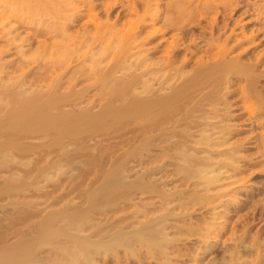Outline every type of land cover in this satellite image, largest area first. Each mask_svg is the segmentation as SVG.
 Here are the masks:
<instances>
[{
  "label": "bare ground",
  "instance_id": "obj_1",
  "mask_svg": "<svg viewBox=\"0 0 264 264\" xmlns=\"http://www.w3.org/2000/svg\"><path fill=\"white\" fill-rule=\"evenodd\" d=\"M23 1H24V3H23L24 6L27 4V6L32 5L35 8L37 7L36 8L37 12L40 11L41 13H42V10H39L40 6H38V5L41 4L42 6L44 5V7H45L46 4L47 5L50 4V3H48L49 0H30V1L34 2L31 5H30L29 0H28L29 4H28V1L22 0L21 2H23ZM51 1L53 2V0H51ZM57 1L60 2V0H57ZM70 1L73 4L75 0H70ZM80 1L82 2L83 0H80ZM117 1H118V5L123 3V2L121 3L120 0H107V1L104 0V3H103L104 7L102 6L101 8H105L104 9L106 11V12H104L105 18H101L99 13L96 11L92 12V14H89V16H90L89 19H92V20L94 19L95 21H97V22H95V26H96L97 30L100 28L103 29L102 27H105L107 30L105 28L103 30L110 31L111 34H113V36L110 37V39L108 38L109 40L107 41V40L103 39V38H105V36H103L105 33L104 34L102 33L103 35H101V32L103 31L102 30L99 33H100L101 37L103 36L102 37L103 41L99 40V42H101V47L103 48V50L98 52L97 50L98 49L100 50L101 47L100 48L97 47L98 49H96V52H98V53H96V55H92L91 52L88 51L92 55V58L89 57L90 55H88L89 53L87 52V50H86V53H84L85 55H87V57H89V59L91 58L89 61V60H87L88 58L85 59L86 56L85 57L83 56L84 59L86 60L85 62L90 63V66L92 68L91 69V72H92L91 75H92L93 79L91 76H89L90 74L89 75L86 74L90 77L89 78L87 76L89 78V80L90 79L91 80L88 83H85L82 85L80 84L81 87L75 88L77 82L81 83L79 81V79L76 82L73 81L74 83L71 81L73 83V84L71 83L72 85L69 84V85L65 86L63 84V86H62V83L60 82V80L65 82L64 79L67 77H65V78L63 77L64 79L61 78L59 80V77L56 74L57 77L55 76L56 77V78L54 77L55 80H53L54 79L53 78L52 79L53 81L51 80L50 83L48 82V79H47L48 83H46L45 85L43 83H41L40 85H36V87H31L29 82H33V80L27 81L28 82V85H27L26 84L27 82L25 83V80H28V79L24 80L23 76H22L23 80H20L21 78H19V82L17 83L18 85L16 84L18 87L16 89H14V88L10 89L9 88L10 90L7 91L6 95L8 96V94L10 92L9 95H11V96H8V99L12 97V99L14 100V101H12L14 106H13V109L10 108L11 111H10V109H7V111L9 110V112H8L9 113V119L7 120L6 124L4 122V124L6 126L2 125L3 122L0 120L2 122V123L0 122V134H2L0 136H2V137L6 136L3 133L4 132L6 133V131L9 129H10V131L12 129L11 132L14 131L17 135H21L23 139L27 135L29 137L30 133L35 134L33 132H36L37 136H38V135H40V132H41V135L43 132L44 133L46 132V134H47V133H49V132H47V130L50 131V129L51 130L53 129V132L55 130V133H56L55 136L52 138L50 137L51 135L49 136L50 133L47 134L51 138L50 140H49V137H48V141H47V138L43 139V140L41 139L42 141H40V144L36 143L38 146L37 147L34 146V148H39V145H41V150L43 153L39 152L37 149V151H38L37 153H39L40 156H42L41 154H44L45 151L48 152V154L45 153L47 155V157H44V160L42 158L43 164L40 165V167L37 169V173L35 175L33 174V177L31 176L32 177L31 183L39 184V179L41 178V177L39 178V175L42 173H46V172L50 173V171H51V173L53 172V174L44 177L47 182L50 180L52 182L62 180L61 177L63 176V177H66L63 180L69 179V180H71L72 184H74L75 181L73 183L72 180L75 179L74 174L76 173V181H80V184L78 183L74 189H77V192L82 196V198L77 203H75V202L73 203V201L71 200L72 198H71V199H69V200H71V202L69 200L62 202L61 206L60 207L58 206L59 207L58 209L54 208V210H50V212L48 211L47 214H45L44 216L41 217V220H42V218H43V220H45V222L42 220L45 225L43 224V222L40 221L41 222L40 227H43V225H44V227L40 228L41 230L39 229L40 232H38L37 235L35 233L36 236L33 235L34 237H30L31 239H29V238L28 239L24 238V240L20 239L19 240L20 243L16 242L18 240L13 241L12 244H10V242H9L10 245L8 244L6 248L5 247L3 249L0 248L1 249L0 250V264H41L39 261H41V259H43V258L40 259V255H39L40 253H38L39 251L37 250L35 252L33 250V248H34L33 246H35V243L37 244L39 242V244H40L41 242L47 241L49 239L51 240L52 238H55V237L57 238L56 235H59V234L66 236V238L69 240V242H66L65 244H67V247L69 248V250H72L71 251L72 253L76 252L75 253L76 255L72 254L74 257L77 256L78 262H75V264H89L90 259L92 260V257L94 258L95 254L102 252V250L103 251L104 250L108 251L109 249L116 250L115 247L116 246L118 247V245H123L124 248L126 247V249L129 250V252L134 253L135 252L134 245L137 244L136 246L139 245L141 247L143 246V248L146 247L150 250L153 249V250H155V252L157 250V252H159V254H161V255L166 254V256H167V253L171 252L170 251V250H172L171 248H173L175 246L174 242L176 241V239H178L175 236H173V233L171 232V229H170L173 226H176L174 220L178 219L179 217L181 218V216L179 215L181 213L175 212L174 209H177L178 206H182V208H183V206H187V204L185 202H180V203L176 202V198L174 196H175L176 192L180 191L179 189L178 190H177V188L172 189V187L170 188V186H169V188L165 187L173 181V178H174L173 176H175V175H172L170 177L171 172L168 173L167 171H165V170H167V167H165L167 164L166 160L164 159L165 161L162 160V162H160L158 164H157V162L155 163V161H157L158 158L162 157L163 155L167 154L166 152H168V154H169V151L165 152L164 150H170L171 149V151H172V149H173L174 152L169 154L170 158H171V156H173L174 158L179 157L178 159L181 160V162L178 161V162L174 163L176 166L175 167L176 170L173 171L172 174H176L177 171L179 172V169H183V172L181 173L182 177H183L182 179L188 178L189 176L190 177L191 176H195V177L199 176L198 179H200L202 182V183H200V185L204 184L203 186H205V187H208V185L211 182L212 183L216 182V179L218 178L216 175H214V173L209 175V171H212L211 169L214 168L212 165L213 163L211 164V161L208 160V157H206V155L199 154V152L201 153V151L204 150L203 145L207 142H204L203 145H202V143H203V141H205V139L208 138L209 133L208 134H201V136L198 137L200 135L199 134L197 136L198 138H196V140L193 141L194 144H188L186 142V140L188 138H190L198 130H200L201 127L204 129V128H206L205 126L210 124L209 122H203V119L208 118V117H211V118L219 117V120L217 119L218 122L220 121V119L221 120L223 119L221 113H217L218 111L217 112H213V111L211 112L210 110H206L205 107H207V106L204 107V104L205 103L207 104V102L209 104V100H211L213 97L216 100H218L219 97L223 96L222 94H221L222 96H220V94H217V95H219V97L216 98L217 95H215L213 93H216L221 88H222L221 90H223L224 86L222 87V84L224 85L227 83L225 85V87L226 86L228 87L229 85L234 84L236 82V80L238 78H240L239 76H241L242 74H239V76L238 75H236V76L232 75L231 76L229 73H231V72L234 73L235 71L237 72L241 68H244V66H245L244 63L242 61H240L235 54L233 56H232V54H231V56H229L230 47H228L226 45H222V43L218 42V39L220 38L218 36V34H216V33H218V31L216 33H214V31L212 32V30H211L212 25L211 24H208V25H211L209 27L211 34H210L209 39L207 40V44H206L207 47H205V48H202L200 46V44L197 41H195V38H192V40L194 41V45H193L194 48L190 49V46H188L189 44L185 43V41L179 40V38L177 36L174 38L171 37L172 40L170 39L169 45L166 49V52L164 50L163 54H161V55L156 54V56L157 55L158 56H157V59L154 60V59H152L153 57H151V54L154 55L157 51H159V49H160L159 45L160 44H158L157 43L158 41H156L157 44L154 42L155 44L153 43L151 46L146 45L147 43H150V41H152L153 36H156V34H159V32H161V31L163 32L165 30H168V28L172 27V29H173V27H176V28H179L180 30L187 29L188 26L186 25V27H185L184 24H182L181 22L184 20H188L186 18H189V17L194 18L195 12H197V13L200 12L202 10V8L203 9L206 7L210 8L211 6L209 3L211 1L210 0H202L203 2L201 3V0H164L165 5L163 4L164 7L160 8L159 5L161 3V0H129V1H127L128 3H126V6H125L126 7L125 14H128V16L126 15V17H125L126 19L121 18L122 15H120L119 13L113 15L114 16L113 18L110 16L111 10ZM225 1L226 0H224V2ZM19 2H18V4H19ZM25 2H27V3H25ZM68 2H69V0H68ZM83 2L87 3L86 4L87 6L85 5V3H84V5L86 6V8L88 10L91 9L92 11L94 10L93 8L96 6V3H97L94 0H84ZM214 2L217 3V0ZM221 2H223V1L221 0ZM77 3H74V5H76ZM228 3H229V5L231 4L230 0L228 1ZM54 4H57V3L55 2ZM23 5H21V8ZM63 5L64 4L62 3V6ZM81 5H83V4H81ZM81 5L79 6V8H81ZM141 5H142V8H141ZM224 5H228L227 2H225ZM77 6H78V4H77ZM193 6H196V7H193ZM257 6H258V4H257ZM262 6H260V7H262ZM52 7H54V6H52ZM63 7H62V9H63ZM70 7H71V5H70ZM192 7L197 8V9L194 10ZM214 7H216V6H214ZM25 8H27V7H25ZM41 8L44 10L43 7H41ZM48 8H47V10H48ZM57 8H56V10H57ZM225 8L226 7H224V9ZM11 10H13V9L10 8L9 11H11ZM27 10L28 9H26V11ZM207 10H209V9H207ZM23 11H24V9H23ZM28 11L31 12V9ZM48 11H47V13H48ZM98 11H100V10H98ZM204 11H201V13L202 12L204 13ZM205 12H207V11H205ZM51 13H52V15L54 14L52 16L53 19H52V17H51L52 20L49 17H48L49 20L46 19L49 23H51V27L47 21H46L47 24H45V21L43 19V21H44L43 30L52 31L54 29L55 31L53 30L54 31L53 33H55L56 36L61 37L60 38L61 41H62V38H64V40L66 39L67 41L69 40L71 43L78 44V45H76L77 48L79 46H83V44H85V43L87 44V41H89V40H91L90 43H92V42L94 43V44L92 43L93 47L99 45V43H97V41H95L96 36L89 35V36H86L85 38H83V40H81L79 38L80 41H77L76 39L79 37V35H80L79 32L81 30L79 32L74 30L76 33H71V32L67 31L68 24L73 19L70 15L68 17H71V20L68 19L69 22L67 21L68 22L67 23L66 21H62V20L57 21L56 20L57 15H55V13H53V12H51ZM73 13H74V11H73ZM75 13H76V11H75ZM82 13L83 12L77 13V16L80 17L82 15ZM258 13L260 14V11ZM24 14H26V13L24 12ZM259 14H258V17H259ZM60 15L58 17H60ZM65 15H63V16H65ZM40 16H42V15H40ZM35 17H36V15H35ZM258 17L255 16V18H258ZM42 18H44V17H42ZM60 18H62V16ZM74 18H75V15H74ZM159 19H161L163 21V26L165 28L163 26L162 27L164 29L162 27H154L156 25H154L150 29H149V27L145 28V26L148 25L149 23H151V25H153V24H155V21L157 22V20H159ZM257 22H258V20H257ZM34 23H36V22H34ZM56 23H58V24H56ZM125 24H127V28H126V30H123L122 28ZM37 26H39V25H37ZM69 26H70V24H69ZM14 27H17V26L14 25L12 27V29ZM41 27H42V25H41ZM262 27H260V30ZM50 28H53V29L51 30ZM80 28H82V27H79L77 29H80ZM83 28H84L83 31L89 30L88 28H86V25H84ZM256 28H257V26H256ZM205 29H207V28H205ZM216 29H215V31H216ZM36 30H37V28H36ZM93 30H95V29L93 28ZM257 30H258V32H260L259 28H257ZM257 30H256V32H257ZM223 31H224V29H223ZM41 32H42V29H41ZM86 32L88 33V31H86ZM241 32H244V30ZM44 33H46V32H44ZM99 33H98V35H99ZM226 33H228V32H226ZM245 33H246V31H245ZM4 34H5V32H4ZM81 34H83L82 36H84V34H86V33L82 32ZM96 34H97V32H96ZM107 34H108V32H107ZM174 34H176V33H174ZM243 34L244 33H242L241 35L243 36ZM251 34L255 36L254 33H251ZM251 34H250V36H252ZM93 35H95V34H93ZM176 35H178V34H176ZM235 35H237V34H235ZM90 36H92V37H90ZM26 37H27V35H26ZM26 37H25V39H27ZM98 37H100V36H98ZM98 37H96V39ZM182 37H181V39H182ZM184 37H186V36H184ZM224 37L227 38V36H224ZM57 38H56V41L58 40ZM229 39H230V37H229ZM249 39L250 38H248V40ZM8 40H11V39L9 38ZM239 41L243 42V40H240V39H239ZM259 41H260V39H259ZM6 42H7V44H9L10 41L9 42L6 41ZM190 42H191V40H190ZM233 42H231V43H233ZM95 43H97L98 45H95ZM231 43H229V45H231ZM256 43H257V41H256ZM190 44H193V43H190ZM54 45H56V43ZM61 45L63 46V44H61ZM249 45H251V44H249ZM135 46H137L139 48L138 49L139 51H136V52H139V54H138V57L136 56L135 58L133 57L134 59H131L130 58L131 53L128 50H130L131 47H135ZM166 46H167V43H166L165 47ZM213 46L216 47L215 48L216 50H214ZM55 47H57V46H55ZM67 47H69L68 42H67ZM67 47H63V48H67ZM87 47L90 49L89 45ZM93 47H91V48L93 49ZM249 47H251V46H249ZM242 48L243 47H241V49ZM181 49L191 50L190 52H192L193 54H194V52H196V54H199V51L200 52L202 51L203 54H200L198 59L196 57L197 63L195 65H193V62H192L193 58H191V55H187V53L188 54H190V53L189 52L185 53L184 50L181 51ZM136 50H137V48H136ZM181 52H182V54H181ZM77 53H78V51H77ZM77 53L76 54L74 53V55H77ZM82 53H83V51H82ZM230 53H231V51H230ZM238 53H240V52H238ZM245 53H246V51H245ZM63 54L65 55V53H63ZM0 55H2V54L0 53ZM22 55H24V54H22ZM80 55H81V53H80ZM108 55H109V57H108ZM135 55L136 54H134V56ZM209 55H211V56H209ZM203 56H208V57L203 58ZM234 56H236V57H234ZM251 56H252V54H251ZM105 57L108 60H103ZM46 58L47 57H44V59H46ZM66 58L67 57H65V59ZM65 59L58 56V58L50 57V59H48V60L46 59V61H47V63L49 62L51 65L53 64L51 67L52 68L51 70H53V66L55 63L58 65V67L60 69V66L62 63V65H64L63 67H64V72H65L67 65L70 66L71 68L73 66V65H70L72 63H68V60L66 62L67 65L65 66V64H63V62H65L64 61ZM76 59H78V58H76ZM41 60H42V58H41ZM73 60H74V58H73ZM243 60L245 61V59H243ZM193 61H194V59H193ZM247 61H249V60L247 59ZM255 61H257V60H255ZM259 61H261V60H259ZM43 62L46 63L45 61H43ZM80 62H82V61H80ZM3 63H5V62H3ZM82 63H81V65H82ZM1 64H2V62H1ZM81 65L78 64V67ZM76 66H77V64H76ZM84 66H87V65L84 64ZM43 67H44V65H43ZM45 67L48 68V66H45ZM49 67H50V65H49ZM58 67L56 69H58ZM74 67H73V69H71V72L74 70ZM87 67H86V69H87ZM67 68L70 70L69 67H67ZM88 68H90V67H88ZM256 68H255V71H256ZM40 69H42V68H40ZM259 69L257 71H259ZM83 71H88V70L84 69ZM246 71L248 73V70H246ZM64 72H63V74H64ZM59 73H60V71H59ZM252 73H254V72H252ZM249 75H250V73L248 74V76ZM252 75H254V74H252ZM254 76H257V75H254ZM247 79L249 80L248 81V83H249L251 80L250 77L249 78L247 77L246 81H247ZM44 80H46V79H44ZM71 80H72V78H71ZM83 81H82V83H83ZM223 81L226 83H223ZM233 81H235V82L233 83ZM11 82H13V80ZM35 83H36V81H35ZM255 83H257V81ZM11 84H10V86H11ZM67 84H68V82H67ZM0 85H1V82H0ZM6 85H8V83ZM207 85H209L210 88L208 90H204L201 92L199 88H204ZM242 86H241L242 88L240 87L242 90V93H243L242 95H243V97L248 99V97H249L248 92L249 93L251 92L249 90H254V88L251 89V88H249L250 87L249 86L247 88L248 89V91H247V90H243L244 85H242ZM255 86L257 89V84H255ZM91 87H93V88L97 87L98 91L96 93L98 96H95V97L86 96L89 88H91ZM197 89H199V90H197ZM225 89H224V91H226ZM237 89H239V88H237ZM256 89L254 90L255 92L257 91ZM93 91H96V90H93ZM224 91H223V94H224ZM231 91H233V90L232 89H230V91L228 90V92H231ZM254 91H252V92H254ZM2 92L3 91H1V93ZM92 92H91V94H93ZM232 93H234V92H232ZM257 93H259V92H257ZM225 94H226V92H225ZM1 95L2 94H0V96ZM94 95H95V93H94ZM256 95L258 98V94H256ZM256 95H255V98H256ZM7 96H6V98H7ZM229 97L230 96H228V98ZM193 98H195V99H193ZM214 98H213V100H214ZM3 100H4V98H2V101ZM9 100H11V99H9ZM231 100L229 102H231ZM240 100H241V98H240ZM12 102L9 101V104ZM80 103H82V104H80ZM210 103H213V102H210ZM222 103H223V101H222ZM226 103H225V106L226 105L228 106V104H226ZM244 103L245 102H243V104ZM9 104H7V105H9ZM241 104H242V102H241ZM246 104L247 103H245V105ZM248 104H250L252 106L251 101H249ZM230 105H232V104H230ZM5 106H4V109H5ZM209 106L211 107V105H209ZM221 106L222 107L220 109L223 108L222 110H224L225 106L224 107H223V105H221ZM251 106H249V107H251ZM263 106H264V104H263ZM229 107H231V106H228L227 109H229ZM232 107H234V105H232ZM6 108H8V107L6 106ZM245 108H247V107H245ZM220 109L218 107V110H220ZM251 109H252V107H251ZM195 111H197L198 113L197 112L195 113ZM236 112L237 111H235V113ZM8 113H7V117L3 116V118L4 117H5V119L8 118ZM230 114H232V113H230ZM224 115H226V114H224ZM0 117H1V114H0ZM199 117H201V118H199ZM5 119H3V120L5 121ZM183 119H184V121L181 122V120H183ZM185 119H187V120H185ZM224 119H225V117H224ZM205 121H207V120H205ZM220 123L221 122H219V124ZM235 123H237V122H235ZM180 124H183L185 127H187L185 131H187L188 133H186V134H183V132L180 133L179 129L177 128V125H180ZM121 125H127L128 126L127 128L129 129L128 131H130L129 135H125V136L123 135L124 137L119 135V137H121L119 139L120 142L124 141L125 143L124 142L119 143L118 140H115L114 139L115 136L112 133V132L115 133L116 131L114 129L118 128ZM216 126H217V130L221 129V127H218V125L212 124V127H216ZM229 127H230V125H229ZM101 129H103V130H101ZM38 130H40V131L38 132ZM100 130L104 131V133L100 132ZM112 130H114V131H112ZM118 130H119V128H118ZM209 130H210V128H209ZM96 131H99L100 133H102L101 134L103 136L102 138H105L104 136H106L105 140H107V139L109 140L111 138L110 142L107 140L108 143L102 144L101 140H98V139L93 140V137L95 138V136H96L95 135ZM226 131H228V130H226ZM14 132L11 134L15 135ZM99 132H97L98 136H96V138L100 136ZM202 133H203V131H202ZM17 135H16V137L18 139L19 136H17ZM43 135H44V138L47 137V135H45V134H43ZM53 135L54 134L52 133V136ZM216 136H218V135H216ZM223 136L224 135H222L221 137H223ZM13 137H15V136H13ZM13 137H12V139H13ZM4 139H7V137ZM221 139H223V138H221ZM38 140H36V141H38ZM89 140H92V141L90 142ZM111 140H113V141H111ZM28 141H30V140H28ZM211 141H213V139ZM226 141H228V140H226ZM3 142H6V141L3 140ZM7 142H8V140H7ZM11 142H13V141H11ZM21 142H23V141H21ZM21 142H20V144H21ZM13 143L15 144V140ZM23 143L25 144V142H23ZM215 143L217 144L216 141H215ZM9 144H11V143H9ZM9 144H8V146L11 147V145H9ZM118 144H121V146L124 144H128V145L125 146V148H123L117 154L113 153L115 155L112 156L109 153L110 155H108L107 150L115 151L116 149L121 147L120 145H119V147H117ZM211 144H213V143H211ZM216 144H215V146H216ZM22 145H20V147H22ZM0 146H2V144ZM23 147H24V145H23ZM23 147H22V149H23ZM26 147H28V146L26 145ZM114 147H115V150H114ZM30 148H31V146H30ZM151 148L160 149L159 151L161 152V150H163V152H161L162 153L161 155L160 154L158 155V153H160V152L157 150V151H155L156 153H154V155H153V153L150 154L151 152H149V150H148ZM39 150H40V148H39ZM143 150H145L146 152L148 150V152L145 154V153H143L144 152ZM223 150L226 151L225 149H223ZM29 151H31V150H29ZM205 151H206V149H205ZM202 152H204V151H202ZM50 153H52L53 155L51 156ZM147 154H148V157H147ZM37 155H36V157H37ZM48 155H50V157ZM215 156H216V154H215ZM38 158H40V157H38ZM227 159H229V157ZM37 160H39V159H37ZM167 160H169V159H167ZM225 161H227V160H225ZM41 162L39 161V163H41ZM153 162H154V164H153ZM36 164H37V162H36ZM138 165H139V168H138ZM170 165H171V163H170ZM37 166H39V165H37ZM135 166H137L138 169H136ZM140 166H142V168ZM224 166H226V165H224ZM92 168L95 169V172L96 171H100V172H96L95 173L96 175L93 174V175H95V177H93V175H92V179L89 177V180L87 179L88 181L84 182L85 183L84 185H81V184H83V182H81L82 179H84V180L86 179L85 174L87 176V174H89L87 172ZM74 170H76L75 173L72 172ZM159 172H161L160 175L153 176ZM215 174H216V172H215ZM77 178H78V180H77ZM184 181H186V180H184ZM181 182H183V181H181ZM56 183H58V182H56ZM192 183L194 184V182H192ZM36 184H35V188L38 189V187L40 185L37 186ZM181 185H183V184H181ZM198 185H199V183H198ZM176 187H177V185H176ZM40 188L42 190H44L43 187H39V189ZM202 189H204V187ZM151 192H156L159 196V197L157 196V198H159V199L149 200V198H147V200H143L141 194H146V193L150 194ZM179 193H181V192H179ZM137 195H139L140 200H141V201H138V205L136 204L137 201H135V200L132 201L135 198V196H137ZM58 197H56L55 199L54 198L51 199V201H50L51 204L55 203V202H59L61 199H59ZM65 197H67V196L65 195ZM143 197H144V195H143ZM178 197H180V196H178ZM197 198H196V200H197ZM46 200H48V198ZM46 200H45V202H47ZM120 200H122L124 202V205H122V206L129 207V210L124 215L112 216V213L116 212L115 208L118 206V204H120V202H119ZM128 204H130V205L134 204V206L131 207ZM120 206L117 207V209L120 208ZM180 208H178V210ZM182 208H181V210H182ZM188 211H189V209H188ZM187 212H186V214H187ZM98 213H100L99 216H98ZM58 215H59V217H66L65 219H67L66 220L67 223H69V224L73 223L74 228H76L78 231H85V232L78 234L76 232L61 230L62 228L59 229L60 226H58V228H57V226L54 225V223H55V221H57L56 219H57ZM114 215H116V214L114 213ZM183 215H184V213H183ZM214 216H216V215H214ZM45 217H46V219H45ZM189 217H190V215H189ZM184 218H185V216H184ZM46 221H48V222H46ZM204 221H206V220H204ZM214 223H216V222L214 221ZM189 225H190V223H189ZM206 225H209V224H206ZM199 226L201 227V225H199ZM202 226H204V225H202ZM37 228H38V226H37ZM177 228H179L178 225H177ZM208 228L210 230V226ZM195 230H196V228H195ZM201 230H202V227H201ZM36 232H37V230H36ZM209 232L210 231H208L207 233H209ZM200 233H202V232H200ZM204 236H205V234H204ZM210 237H209V239H210ZM205 239L206 238H203V240H202V238L200 239L203 242V245H204L203 247H208V245L211 246V244L208 243V241L206 242ZM51 241H54V240L52 239ZM179 242H181V241H179ZM242 242H243V240H242ZM242 242L240 241V243H242ZM255 242H257V241H255ZM39 244H37V246ZM250 244H249V246H250ZM200 246H202V245H200ZM231 246H233V245H230V247ZM244 246H245V244H244ZM203 247H202V250H198V251L196 250L195 251L196 253L193 255L195 262L200 260L202 258V255L204 257L203 252L204 251L206 252V250ZM212 247H214V246H212ZM246 248H248V246ZM246 248H243V249H246ZM259 248L260 247H258V249ZM255 249L257 250V248H255ZM248 250L249 249H247L246 252H248ZM109 251H111V250H109ZM234 251H232L234 253H232V252H231L232 254L230 253L232 257H235L238 255L237 254L238 250L234 249ZM249 251H251V249ZM66 253H68V252H66ZM244 253H245V251H244ZM259 253H258V255H260ZM156 254H158V253H156ZM227 254H228V252H227ZM253 255H254V253H253ZM68 256H69V254H68ZM70 258H68V259H69V261H71L70 263H72V258H71V260H70ZM156 258H158V257H156ZM163 259H164V257H163ZM165 259L169 260V258H165ZM212 260L214 262L215 259H212ZM255 260H257V259L255 258ZM43 261H44V259H43ZM220 261L219 262L217 261L216 263H212V264H224L222 261L221 262ZM227 261L228 260L225 261V264H227L226 263ZM164 263H165V261H164ZM206 263L211 264V261L210 262L207 261ZM235 263H236V261H235ZM67 264H68V262H67ZM73 264H74V261H73ZM193 264H194V262H193Z\"/></svg>",
  "mask_w": 264,
  "mask_h": 264
},
{
  "label": "rangeland",
  "instance_id": "obj_2",
  "mask_svg": "<svg viewBox=\"0 0 264 264\" xmlns=\"http://www.w3.org/2000/svg\"><path fill=\"white\" fill-rule=\"evenodd\" d=\"M17 1L19 2L20 0H14V1L13 0H3V1L0 0V53L2 54V55H0V61L3 64L2 65L0 62V82H1L0 94H2L0 96V114L2 117V118L0 117V120L3 122L2 125H4V126H6L5 124L7 123V120L9 119V113H8L9 110L7 111V109H10V108L13 109V106H14L13 102H12L14 100L12 99V97L9 98L11 100L8 99V96H11V95H9L10 92H9L8 96L6 94H7V91H9L10 89H12V88L16 89L18 87L17 83L19 82V78H21L20 80L28 79V80H25V83L29 80L30 81L33 80V82H29V84L31 85V87H36V85H40L41 83H43L44 85L48 82L50 83L51 80L57 74L59 77V80L63 77L64 78L67 77L65 79L63 78L65 80V82L60 80V82L62 83V86H63V84L65 86L69 85L73 81L76 82L79 79V81L81 83L77 82V84H76L77 87L75 86V88L81 87L82 84L88 83L91 80V79L89 80V78H90L89 76L92 77V75H91L92 74V72H91L92 68H91L89 62H85L86 61L85 59L88 58L87 60L90 61V59L92 58V55H96V53L103 50V48L101 47V42H99V40L103 41V39H105L108 41L110 39V37L113 36V34H111L110 31L103 30L105 27H102L103 29L100 28L97 30V28L95 26V22H97V21H95L94 19L93 20L89 19L90 18L89 14H92V12H95V11L99 13L101 18H105V13H104V12H106L104 10L105 8H101L102 6L104 7V5H103L104 0H94L97 3H96V6L93 8L94 9L93 11L91 9L88 10L86 8L87 3H85L86 1L83 2L84 0L82 1L83 3L80 0H75L74 3H77L79 1L77 3L78 6H77V4L76 5H74V3L72 4L70 0H69V2H68V0H60V2H58L57 0H53V2L54 3L56 2L57 4H54L51 0H49L50 2L48 1V3H50V4L49 5L46 4V6H45L46 8L44 7V5L43 6L41 4L38 5V6H40V9L39 8L38 9L42 10V13L40 11L37 12V9H36L37 7L35 8L31 5L34 3L33 1L29 0L31 6H29V5L27 6V4L24 6L23 5L24 1L21 2L22 0L19 2V4H20L19 5ZM26 1H28V0H26ZM29 1H28V4H29ZM127 1H129V0H122V1L120 0V2L121 3L123 2V3L119 4V5H118V1H117L111 10L110 16L113 18L114 17L113 15L119 13L120 15H122L121 18L126 19L125 18L126 15L128 16V14H125V11H126L125 6H126V3H128ZM210 1L211 2L209 4L212 8L206 7L209 10H207L206 8H204V9L202 8V10H201V11L205 10L207 12H205V11H204V13L203 12L201 13V11L198 13L195 12L194 18L189 17V18H186L188 20H184V21L181 20L182 21L181 23L184 24L185 27H186V25L188 26L187 29L180 30L179 28H176V27H173V29H172V27L168 28V30H165L163 32L161 31V32H159V34H156V36H153L152 41H150V43H147L146 45L151 46L154 42L156 43V41H158L157 43L160 44L159 45L160 46L159 51H157L154 55L151 54V57H153L152 59H154V60L157 59L158 55L156 56V54L161 55L164 53V50L166 52V49H167L169 42H170V39L172 40V38H174L176 36L179 38V40H181V41L183 40V41H185V43L189 44L188 46H190V49L194 48V46H193L194 41L192 40V38H195V41H197L202 48H205V47H207V45H206L207 40L209 39L210 34H211L209 27L212 25L211 26L212 32L214 31V33H216L218 31V33H216L220 37V38L218 37L219 38L218 42L222 43V45H226V46L230 47L229 56H231V54H232V56L235 54L237 56V58L244 63V65H245L244 68H241L240 70H238L237 72L235 71L234 73L231 72L232 74L229 73L231 76L232 75H234V76L238 75L239 76V74H242L241 76H239L240 78H238L236 80V82L233 81V83L235 82L234 83L235 85L232 84L233 86L229 85L228 87L227 86L225 87V85L227 83L223 81V83H226L224 85L222 84V87L224 86L223 90H221L222 89L221 88L219 91H217L218 93L217 92L213 93L215 95L220 94V96H222V95L223 96L219 97V95H217L216 98L217 97L220 98V99L218 98V100H216L212 96L214 98V100L211 97L212 101L209 100V104L207 102L208 105L206 103L204 104V107L207 106V107H205L206 110H210L211 112L212 111L213 112L218 111L217 113H221V115L223 117V119H222L223 121L220 119L219 122H221V123L219 124V122L217 121V119L219 120V117H215V118L208 117V118L203 119V122H209L211 125L209 124V125L205 126L206 128H204V129L201 127V129L198 130L199 132L195 131L196 133H194L190 138H188L186 140V142L188 144H194L193 141H195L196 138L200 137L201 134H208L209 133L208 134L209 139L208 138L205 139V141H203V143H202V145H203L204 142H207L203 145L204 150H202V151H204V152L201 151V153L199 152V154L206 155V157H208V160L211 161V164L213 163L212 165L215 169L212 168L211 170L213 172L209 171V175L214 173V175H216L218 178L216 179V182H213V183L211 182L208 185V187H205V186H203L204 184L200 185V183H202V182L200 179H198L199 176H196V177L195 176H191V177L189 176L188 178L182 179L183 177H182L181 173L183 172V169H179V172L177 171L176 174H172L173 171L176 170L175 169L176 166L174 163H176L178 161L181 162V160L178 159L179 157L174 158L173 156H171V158H170L169 154L174 152L173 149H172V151H171V149L170 150H164L165 152L169 151V154H168V152H166L167 154L163 155L162 156L163 158L162 157L158 158V160L155 161V163L157 162V164H158V163L162 162V160L165 159L167 162V164L165 163L166 164L165 167H167V170H165V171H167L168 173L171 172L170 177L172 175H175V176H173L174 177L173 181L165 187L169 188V186H170V188L172 187V189L173 188H177V190L179 189L180 191L176 192L177 194L175 193V196H174L176 198V202H178V203L185 202L187 204V206H183V208H182V206H178V208L181 207L182 210H181V208L179 210H178V208L174 209L175 212L181 213V214H179L181 216V218L179 217L178 219L174 220L176 226H173L174 228L173 227L170 228L171 232L173 233V236L178 238L174 242V244H175V246L173 247L174 249L171 248L172 249V250H170L171 252L167 253V256H166V254H163V255L159 254V252H157V250L155 252V250H153V249L150 250L146 247L143 248V246L142 247L139 245L136 246L137 244L134 245V247H135L134 253L129 252V250H127L126 247L124 248L123 245H118V247L117 246L115 247L116 250H114V249H109L111 251H109V250L103 251L102 250L103 253L99 252L98 254H95L94 258L92 257V260L90 259L89 264H163L164 261H165L164 264H181V263L182 264H188V263L190 264L191 262H192L191 264H193V262H194V264H198V263L199 264H207L206 263L207 261H209V262L211 261V264H212V263H216L217 261L219 262L220 260L224 264H225L226 260H228L226 262L227 264H264V106H263V104H264V49H263L264 48V33H263L264 32V30H263L264 29V0H256V1L255 0H230V3L232 5L231 4L229 5V3H228L229 0L228 1L226 0L225 2H227V4L229 6L224 5L225 4L224 0H222L223 2H221V0H217V3L214 2L216 0H210ZM202 2L203 1L201 0V3ZM25 3H27V2H25ZM62 3L64 4L63 5L64 7L62 6ZM84 3L86 6L84 5ZM256 3L258 4V6ZM81 4H83V5H81ZM163 4H164V0H161V3L159 5L160 8L164 7L165 4L164 5ZM21 5H23L22 8L24 7L23 8L24 11L21 8ZM51 5L54 7H52ZM70 5H71V7H70ZM80 5H81V8H79ZM259 5L262 7H260ZM214 6H216V7H214ZM25 7H27V8H25ZM41 7H43L44 10ZM62 7H63V9H62ZM193 7H196V6H193ZM224 7H226V8L224 9ZM10 8L13 10L9 11ZM47 8L49 11L47 10ZM56 8H57V10H56ZM141 8H142V5H141ZM26 9H28V10L31 9V12H29L28 10H27L28 11L27 12ZM193 9L195 10L197 8H193ZM98 10H100V11H98ZM47 11H48V13H47ZM73 11H74V13H73ZM75 11H76V13H75ZM259 11H260V14L258 13ZM24 12L26 14H24ZM51 12H53V13H55V15H57V18H58V19L56 18L57 21L62 20V21H66V22L68 21L69 22V20H71V17L73 18L69 22L71 27L68 24L67 31L71 32V33H76L74 30H76L78 32L81 30L79 32V34L81 36L79 35V37L77 39L75 38L77 41H80L79 38L81 40H83V38H85L86 36H89V35L96 36V37L100 36L97 39L95 37V41H97V43H99V45L97 43H95V45H98V46L93 47V45H92L93 42L90 43L91 40H89V41H87V44L85 43V44H83V46H79L77 48L76 45H78V44L71 43L69 40L67 41L66 39L64 40V38H62V41H63L62 42L60 39L61 37L56 36L55 33H53L55 31L53 28H50V29L51 30L53 29L54 31L53 30L52 31L43 30L44 21H45V24H47L48 21L46 19L49 20V18L51 19V17L54 15V14L52 15ZM79 12L80 13L83 12L80 17L77 16V13H79ZM39 14L42 16H40ZM258 14H259V17H258ZM35 15H36V17H35ZM59 15H60V17L62 16V18L58 17ZM63 15H65V16H63ZM69 15L71 17H68ZM74 15H75V18H74ZM255 16L258 18H255ZM42 17H44V18H42ZM43 19H44V21H43ZM52 19H53V17H52ZM257 20H258V22H257ZM34 22H36V23H34ZM56 24H58V23H56ZM208 24H211V25H208ZM14 25L17 27H14L12 29V27ZM37 25H39V26H37ZM41 25H42V27H41ZM49 25L51 27V23H49ZM84 25H86V28L89 29V30H86V31H88V33L86 31H83ZM154 25H156V26H154ZM91 26L95 30H93V28ZM146 26H145V28L149 27V29L152 28L153 26L154 27H162L163 21L161 19H159V20H157V22L155 21V24L151 25V23H149ZM256 26H257V28H259L260 32H258ZM79 27H82V28L77 29ZM260 27H262L261 30H260ZM36 28H37V30H36ZM126 28H127V24H125L122 29L126 30ZM205 28H207V29H205ZM41 29H42L43 33L41 32ZM215 29H216V31H215ZM223 29H224V31H223ZM255 29L257 30V32ZM243 30H244V32H241ZM245 31H246V33H245ZM4 32L6 35L4 34ZM44 32H46V33H44ZM82 32L86 33L87 35L84 34V36H82L83 35V34H81ZM96 32H97V34H96ZM99 32H101V35H103L105 33L103 35V36H105V38L102 39L103 36L101 37ZM107 32H108V34H107ZM226 32H228V33H226ZM98 33H99V35H98ZM174 33H176L178 35H176ZM242 33H244L243 36L241 35ZM251 33H254L255 36L252 35ZM93 34H95V35H93ZM235 34H237V35H235ZM250 34L252 36H250ZM26 35H27V37H26ZM92 36H90V37H92ZM184 36H186V37H184ZM224 36H227V38H225ZM25 37L27 39H25ZM181 37H182V39H181ZM229 37H230V39H229ZM9 38L11 40H8ZM56 38L58 39L57 41H56ZM248 38H250L251 40L250 39L248 40ZM239 39L243 40V42L242 41L240 42ZM259 39H260V41H259ZM190 40H191V42H190ZM6 41H8V42L10 41L11 43L9 42V44H7ZM66 41L68 42L69 47H67ZM256 41H257V43H256ZM189 42L193 43V44H190ZM231 42H233V43H231ZM55 43H56V45H54ZM166 43H167V46L165 47ZM229 43H231V45H229ZM61 44H63V46ZM249 44H251V45H249ZM88 45H89L90 49L87 47ZM55 46H57V47H55ZM240 46L243 47L242 48L243 50L241 49ZM249 46H251V47H249ZM63 47H67V48H63ZM91 47H93V49ZM97 47L98 48L101 47L100 50ZM135 47L137 48V50ZM135 47H131L130 50H128L131 53V55H130L131 59H134L136 56L138 57L139 52H136V51H139L138 50L139 48L137 46H135ZM213 48H214V50H216L215 49L216 47L213 46ZM96 49H98L97 50L98 52H96ZM188 49H181V51L184 50L185 53L189 52L190 54L187 53V55H191V58L194 59V61L192 59L193 65H195L197 63L196 61L199 58L200 54H203V52L199 51V54H196V52H194V54H193L192 52H190L191 50H188ZM86 50H87V52L89 51L92 54L91 55L88 52L89 53L88 55H90L89 57H91L90 59H89V57H87V55L84 54V53H86ZM77 51L79 54L77 53ZM82 51H83V53H82ZM230 51H231V53H230ZM245 51H246V53H245ZM238 52H240V53H238ZM63 53H65V55ZM74 53L75 54L77 53V55H74ZM80 53L82 56L80 55ZM22 54H24V55H22ZM134 54H136V55L134 56ZM181 54H182V52H181ZM251 54H252V56H251ZM57 55L59 57L64 58V59H65V57H67L64 60L65 62H63V64H65V66H66L67 65L66 62L68 60V63H72V64H70V65H73L72 68L67 65L65 72H64V67H63L64 65H62V63H61V66L59 69L58 65L55 63L57 66L54 64L53 70H51L52 69L51 67L53 64L51 65L49 62L47 63L46 59L48 60V59H50V57L58 58ZM43 56L47 57V58L44 59ZM83 56L84 57L86 56L85 59ZM209 56H211V55H209ZM236 56H234V57H236ZM108 57H109V55H108ZM196 57H197V59H196ZM207 57L208 56H203V58H207ZM41 58H42V60H41ZM73 58H74V60H73ZM76 58H78V59H76ZM105 58L103 60L109 59V58L108 59L107 58L105 59ZM243 59H245L246 62ZM247 59L251 63L249 61H247ZM255 60H257V61H255ZM259 60H261V61H259ZM43 61H45L46 63H44ZM80 61H82L83 63ZM3 62H5V63H3ZM81 63H82V65H81ZM42 64L44 65V67ZM76 64H77V66H76ZM78 64L81 66L78 67ZM84 64L90 68H88L87 66H84ZM49 65H50V67H49ZM45 66H48V68ZM57 67H58V69H56ZM67 67H69L70 70ZM73 67H74V70L71 72V69H73ZM86 67H87V69H86ZM256 67L258 69L260 68L261 70L259 69V71H257L258 69ZM40 68H42V69H40ZM255 68H256V71H255ZM84 69L88 70L90 73L88 71H83ZM246 70H248V73ZM59 71H60V73H59ZM63 72H64V74H63ZM252 72H254V73H252ZM249 73H250V75L248 76ZM86 74H88V75L90 74V75L88 76ZM252 74L257 75V76H254ZM22 76H23V79H22ZM247 77L248 78L250 77V79H251L250 82L252 81L251 83L250 82L248 83V81H249L248 79L246 81ZM55 78L53 80H55ZM71 78H72V80H71ZM11 79L13 80L14 83L11 82L12 81ZM44 79H46V80H44ZM47 79H48V82H47ZM92 79H93V77H92ZM35 81H36V83H35ZM82 81H83V83H82ZM256 81H257V83H255ZM67 82H68V84H67ZM7 83H8V85H6ZM254 83L257 84V89H256V86ZM10 84H11V86H10ZM26 84L28 85V82ZM242 85H244L243 90L248 91L247 88L250 86L249 88H251V89L254 88V90L256 89L257 91L255 92L254 90H249V91H251L250 93L248 92V95L250 98L248 97V99H246L242 95L243 94L242 90H241V88L243 87ZM209 88H210V86L207 85L206 87L199 88V89L202 92L204 90H208ZM237 88H239V89H237ZM199 89H197V90H199ZM224 89L226 91H224ZM230 89H232L233 91L228 92V90L230 91ZM93 90H96V91H93ZM1 91H3L4 93L3 92L1 93ZM97 91H98L97 87H95V88L91 87V88H89V90H88L89 93L87 92L86 96H88V97L98 96L96 93ZM223 91H224V94H223ZM252 91H254V92H252ZM91 92L93 94H91ZM225 92H226V94H225ZM232 92H234V93H232ZM257 92H259L261 95ZM94 93H95V95H94ZM256 94H258V98H257ZM255 95H256V98H255ZM6 96H7V98H6ZM228 96H230V97L228 98ZM2 98H4L3 101H2ZM240 98H241V100H240ZM193 99H195V98H193ZM230 100H231V102H229ZM9 101L12 102V103H10L11 105L9 104ZM222 101H223V103H222ZM240 101L242 102V104H243V102H245L247 104L245 105V103H244L242 105ZM249 101H251L252 106L250 104H248ZM210 102H213V103H210ZM225 103L231 107H229V109H227L228 106L226 105L227 106L226 107ZM7 104H9V105H7ZM80 104H82V103H80ZM230 104L234 105V107H232V105H230ZM5 105L8 108H6ZM209 105H211V107ZM221 105H223V107L225 106L226 108L224 107V110H222L223 108L220 109L222 107ZM248 105L251 106L252 109ZM4 106H5V109H4ZM218 107L220 110H218ZM245 107H247V108H245ZM11 109H10V111H11ZM235 111H237V112L235 113ZM196 112L197 111H195V113ZM7 113H8V118H6V119H5V117L3 118V116L7 117ZM230 113H232V114H230ZM224 114H226V115H224ZM224 117H225V119H224ZM199 118H201V117H199ZM3 119H5V121ZM185 120H187V119H185ZM205 120H207V121H205ZM183 121H184V119L181 120V122H183ZM4 122H5V124H4ZM235 122H237V123H235ZM212 124L218 125V127H221L222 130L221 129L217 130V126L212 127ZM229 125H230V127H229ZM183 126H184L183 124L177 125V128L179 129L180 133H182V132H183V134L188 133L187 131H185L187 127H185V126L183 127ZM127 127H128L127 125H121L118 127L119 130H118V128L114 129L116 131L115 133L112 132L114 130L111 131L114 134V136L116 137V138L114 137V139L118 140L119 143L124 142V141L120 142L119 139L121 137H119V135L120 136L129 135L130 131H128L129 129ZM209 128H210V130H209ZM101 130H103V129H101ZM101 130H100V132L104 133V131H101ZM226 130H228V131H226ZM11 131H12V129H11ZM11 131L9 129L6 131V133L5 132L3 133L6 136H4V135H3L4 137L0 136V145L2 144V146H0V248H2V249L4 247L6 248L7 245L9 244V242H10V244H12V242L16 241V240H18V241L20 239L24 240V238L31 239L30 237H34L33 235H35V233L37 235L38 232H40L39 229L43 228L45 225L44 224L45 220H43V218H42V220L44 221L43 222L41 220V217L44 216L45 214H47L48 211L50 212V210H54V208L58 209L61 206L62 202L68 201L69 199L72 198L71 200L73 201V203L74 202L77 203L82 198V196L77 192V189H74L78 183L80 184V181H76V173H75L76 170L72 171L73 173H75L74 174L75 179L72 180L73 183L75 181L74 184H72L71 180H69V179L63 180L64 178H66L63 176L61 177L62 180L54 181V182H52L50 180L47 182L44 177L53 174V172L51 173V171H50V173L46 172V173H42L39 175V178L41 177L39 179V184L31 183V178L33 177V174L35 175L37 173V169L40 167V165L43 164L44 157H47L46 154H48V152L45 151L44 154H41L42 156L43 155L44 156L43 157L40 156L39 153H37V152L39 151V152L43 153L41 150V145H39V148L41 151L39 150V148H34V146L37 147L38 146L37 144L38 143L40 144V141H42L43 139L47 138V141H48V137L50 135H51L50 136L51 138L54 137L56 134L55 130H54V132H53V129L52 130L50 129L51 132L47 130V132L50 133V134L47 133V134H49V136L46 134V132L45 133L43 132L42 135L40 132L41 136L38 135L39 137L37 136L36 132H33L35 134L30 133L29 134L30 138L27 135L26 137H24L25 140L22 138L21 135H17L14 131L13 132L15 133V135L14 134L12 135L11 133H13V132H11ZM39 131L40 130H38V132ZM202 131H203V133H202ZM97 132H99V131L95 132L96 136H98ZM100 132H99L100 136L97 138H96V136H95V138L93 137V140L94 139L95 140H97V139L101 140L102 144L108 143V141L110 142L111 138L109 140L107 139L108 141L105 140L106 136H104L105 138H102L103 136L101 135L102 133H100ZM52 133L54 134L53 136H52ZM43 134L47 135V137L44 138ZM0 135H2V134H0ZM16 135L19 136L18 139H17ZM216 135H218V136H216ZM222 135H224L225 137L224 136L221 137ZM11 136L12 137L15 136V137H13V139H12ZM6 137H7V139H4ZM50 137H49V140L51 139ZM211 138L213 139V141H211L212 140ZM221 138H223V139H221ZM3 140L6 142H3ZM7 140H8V142L10 141L9 143H11V144H9L7 142ZM14 140H15V144L13 143ZM28 140H30V141H28ZM36 140H38V141H36ZM226 140H228V141H226ZM11 141H13V142H11ZM21 141L25 142V144ZM89 141L91 142L92 140H89ZM111 141H113V140H111ZM215 141L217 142V144L215 143ZM20 142H21V144H20ZM211 143H213V144H211ZM8 144L11 145V147H9ZM22 144L24 145V147ZM215 144H216V146H215ZM20 145H22L23 149H22V147H20ZM26 145L29 148L26 147ZM119 145L121 146V144H118L117 147H119ZM127 145L128 144L122 145L120 147L121 149L118 148L119 150L118 149L115 150V147H114L115 151L107 150L108 155L111 154L113 156V155L117 154L119 151H121ZM30 146H31V148H30ZM37 149H38V151H37ZM205 149H206V151H205ZM223 149H225L226 151H224ZM29 150H31V151H29ZM148 150H149V152H151L150 154L153 153V155H154V153H156L155 151H157V150L159 151L160 149L151 148ZM148 150H147V152H148ZM143 151H144L143 153H145V154L147 153L145 150H143ZM161 152H163V150H161ZM161 152L158 153V155L159 154L161 155L162 154ZM52 153H50L51 156L53 155ZM113 153H115V154H113ZM215 154H216V156H215ZM36 155H37V157H36ZM50 155H48V156L50 157ZM38 157H40V158H38ZM147 157H148V154H147ZM228 157H229V159H227ZM42 158H43V160H42ZM37 159H39V160H37ZM167 159H169V160H167ZM223 160L224 161L227 160L228 162L227 161L224 162ZM35 161L37 162V164ZM39 161L40 162L42 161V162L39 163ZM170 163H171V165H170ZM222 163L223 164L225 163L224 165H226V166H224ZM153 164H154V162H153ZM37 165H39V166H37ZM140 167L142 168V166H140ZM135 168L138 169L139 165H138V168H137V166H135ZM96 172H100V171H96ZM96 172H95L94 168L90 169L87 172L89 174H87V176L85 174L86 179L85 180L82 179L81 182H83V184H81V185H84L85 184L84 182L88 181L89 177L92 179V175L95 174ZM215 172H216V174H215ZM160 173L161 172H159L153 176H158V175H160ZM95 175H93V177H95ZM77 180H78V178H77ZM184 180H186V181H184ZM181 181H183V182H181ZM56 182H58V183H56ZM192 182H194V184ZM198 183H199V185H198ZM35 184L37 186L40 185L39 187H43L44 190H42L41 188L39 189V187H38L39 190L36 189ZM175 184L177 185V187ZM181 184H183V185H181ZM203 187H204V189H202ZM179 192H181V193H179ZM147 194L148 193L141 194L143 200H147V198H149V200L159 199V198H157L158 194L156 192H151L148 195ZM65 195L67 197H65ZM143 195H144V197H143ZM55 196L56 197L59 196L58 198L61 200L59 202H55V203L51 204L50 201L53 198L55 199L56 198ZM178 196H180V197H178ZM46 197L48 198V200H46L47 199ZM196 198H197V200H196ZM45 200L47 202H45ZM71 200H69V201L71 202ZM134 200L137 201V203H136L137 205H138V201H141L139 195L135 196V198L132 201H134ZM119 202H120V204H118L117 207H119L120 205L121 206L118 209H117V207L115 208L116 212H114V213L116 215H114V213H112V216L124 215L126 212H128L129 207L122 206V205H124V202L122 200H120ZM128 205L131 207L134 206V204H132V205L128 204ZM188 209H189V211H188ZM185 211L189 212V213L187 212L188 215L186 214ZM183 213H184V215H183ZM99 215H100V213H98V216ZM189 215H190V217H189ZM214 215H216V216H214ZM184 216H185V218H184ZM58 217H59V215L57 216V219H56L57 221H55V223H54V225H56L57 228H58V226H60L59 229L62 228L61 230L76 232L78 234L85 232V231H78L76 228H74L73 223H71V224L67 223V221H66L67 219H65L66 217H59L60 219ZM45 219H46V217H45ZM204 220H206V221H204ZM40 221L43 222V224H44L43 227H40V224H41ZM214 221L216 223H214ZM46 222H48V221H46ZM189 223H190V225H189ZM206 224H209V225H206ZM36 225L38 226V228ZM177 225L179 228H177ZM199 225H201L202 230H201V227ZM202 225H204V226H202ZM209 226H210V230L208 228ZM195 228L197 231L195 230ZM36 230H37V232H36ZM208 231H210V232L207 233ZM200 232H202L203 234ZM204 234L206 237L204 236ZM56 236H57V238L55 237L56 239L52 238L54 241H51L52 239L51 240L49 239L47 241L41 242L40 244L38 242L37 243V244H39L38 246L34 242L35 246H33L34 247L33 250L35 252L38 250L39 251L38 253H40L39 254L40 259L41 258L44 259V261H43V259H41V261H39V262L41 264H67V262H68V264H73V261L75 264V262H78L77 256L76 257L73 256V255H76L75 254L76 252L72 253L71 252L72 250H69V248L67 247V244H65L66 242H69V240L66 238V236L62 235V234H59ZM200 237L202 238V240H203V238H206L205 239L206 242L208 241V243H210L211 246L208 245V247H203L204 245H203V242L200 240L201 239ZM209 237H210V239H209ZM241 239L243 240V242ZM18 241H16V242L20 243V241L19 242ZM179 241H181V242H179ZM240 241L242 243H240ZM255 241H257V242H255ZM244 244L246 247L248 246V248H246L244 246ZM249 244L251 247L249 246ZM200 245H202V246H200ZM230 245H233V246L230 247ZM212 246H214V247H212ZM253 246L255 248H257V250ZM202 247L205 248L206 252L205 251H204L205 253L203 252L204 257L202 255V258L200 260L196 261L197 262L196 263L193 255L196 253L195 252L196 250L197 251L202 250ZM242 247L246 248V249H243ZM258 247H260L261 249L260 248L258 249ZM233 248L235 250L236 249L238 250V253H237L238 255L235 257L231 256V254L235 252ZM247 249H249V250L251 249V251L248 250V252H246ZM231 250L234 252H232ZM243 250L245 251V253ZM66 252H68V253H66ZM227 252H228V254H227ZM156 253H158V254H156ZM253 253H254V255H253ZM258 253L260 255H258ZM68 254H69V256H68ZM162 256L164 257V259L169 258V260L168 259L164 260ZM70 257L72 258V263H70L71 261H69V259H68ZM154 257L155 258L158 257V258L155 259ZM71 258H70V260H71ZM255 258L257 260H255ZM212 259H215L214 262ZM235 261H236V263H235ZM208 264H210V263H208Z\"/></svg>",
  "mask_w": 264,
  "mask_h": 264
}]
</instances>
